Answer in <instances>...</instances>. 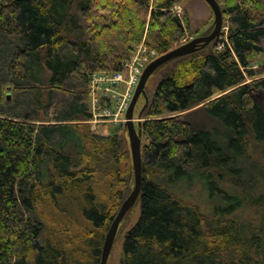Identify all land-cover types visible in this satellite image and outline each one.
I'll use <instances>...</instances> for the list:
<instances>
[{"label":"trees","instance_id":"obj_1","mask_svg":"<svg viewBox=\"0 0 264 264\" xmlns=\"http://www.w3.org/2000/svg\"><path fill=\"white\" fill-rule=\"evenodd\" d=\"M92 1L0 0V264H99L129 186L123 138L89 132L88 85L189 31L176 0ZM215 1L226 33L171 61L138 117L121 264H264V0Z\"/></svg>","mask_w":264,"mask_h":264},{"label":"rangeland","instance_id":"obj_2","mask_svg":"<svg viewBox=\"0 0 264 264\" xmlns=\"http://www.w3.org/2000/svg\"><path fill=\"white\" fill-rule=\"evenodd\" d=\"M221 10L223 9V2L219 3ZM175 7L179 10L176 14L183 18V16L187 18L189 23V31L186 33L185 37L178 41L176 45H182L191 39L199 36L206 35L212 28L213 24V15L210 8L203 0H176ZM174 11V9H173ZM179 13V14H178ZM182 14V15H181ZM227 31L226 22L222 25L221 34L224 35ZM219 35V37H220ZM218 37V38H219ZM217 38V39H218ZM157 57V53L155 50L148 47L144 42H141L138 45L132 47V51L129 53V60L136 59V65L142 66L147 65L151 60ZM127 63V62H126ZM138 63V64H137ZM171 64H166L156 70L145 85V94L146 97H139L138 104L136 103L133 118L138 119L142 110L144 109L146 103L149 101L151 96L153 95L156 86L162 77L166 74V72L170 69ZM256 67V66H255ZM128 76V72L124 71V77ZM121 85V84H120ZM107 89V90H106ZM88 94H89V104L90 110L92 111V97L95 98V101L101 100L102 106H109V112L113 113L114 105L117 99L121 94H123L122 86H111L110 84L103 82L99 83L94 87L92 85V81L88 85ZM255 100L264 107V92L262 90L254 91ZM98 113V112H96ZM95 115V114H94ZM97 115V114H96ZM125 115V114H124ZM123 117H119L116 121L105 120L102 122L98 121H89L87 125L89 126V132L97 135H113L119 134L124 140L123 150L125 151V160L122 163V175L121 179L125 180V186H129L130 193L134 181L132 166L129 165L130 161V152L129 145L127 141L126 128L123 122H119ZM135 128L138 129L135 120ZM104 124V126H103ZM105 127V128H104ZM105 129V130H104ZM146 144V141L143 139V145ZM131 183V187H130ZM189 193H192V189L186 190L183 192V195L186 196L188 200H190L188 196ZM130 213V214H129ZM129 213L125 216V218L121 221L118 231L116 233L113 246L111 248L108 260L106 264H121L122 263V243L126 232L136 223L139 216V203L137 202L135 206L129 211Z\"/></svg>","mask_w":264,"mask_h":264},{"label":"water","instance_id":"obj_3","mask_svg":"<svg viewBox=\"0 0 264 264\" xmlns=\"http://www.w3.org/2000/svg\"><path fill=\"white\" fill-rule=\"evenodd\" d=\"M203 1L210 8L213 15V24L211 30L206 35L195 37L190 41L174 48L173 50L155 58L153 61L148 63L145 66L140 76L139 82L134 90L129 106L125 112L124 125L126 128L127 141L129 145L130 161L133 171L134 184L130 193L122 201L117 211V214L115 215L105 235L99 264L107 263L119 225L121 221L125 218V216L129 213V211L135 206L140 194L141 178H142L141 131L139 129V124H137L138 129L135 128V123H134L135 120L133 118V112L139 97H144V98L146 97L145 85L147 81L149 80L151 75L160 67L170 63L171 61L188 56L205 48L211 42L215 41L221 34L222 11L219 4L215 0H203ZM138 121L140 120L138 119Z\"/></svg>","mask_w":264,"mask_h":264},{"label":"built area","instance_id":"obj_4","mask_svg":"<svg viewBox=\"0 0 264 264\" xmlns=\"http://www.w3.org/2000/svg\"><path fill=\"white\" fill-rule=\"evenodd\" d=\"M173 9V12L175 14L179 12V10L175 6ZM221 47L222 45H219V49H221ZM145 66L146 65L144 64L142 66H138L136 65V59H131L129 62L124 64L123 69L121 71L114 72L111 74H99L92 79L93 89L99 83L103 82H106L111 86L115 87L122 86L123 89V94H121L115 102L113 113L109 112V106H102V104L100 103L101 100L95 101V98L92 97V120L98 122H105V120H109L111 118V121H116L119 117L124 116ZM124 71L128 72V76L126 78L124 77ZM119 122H124V119H121Z\"/></svg>","mask_w":264,"mask_h":264},{"label":"bare ground","instance_id":"obj_5","mask_svg":"<svg viewBox=\"0 0 264 264\" xmlns=\"http://www.w3.org/2000/svg\"><path fill=\"white\" fill-rule=\"evenodd\" d=\"M93 1H95V0H93ZM93 1H92V2H93ZM97 1H98V0H97ZM92 2H91V3H92ZM80 4H81V3H80ZM83 4H84V3H83ZM81 5H82V4H81ZM88 7H89V6H88ZM90 8H91V7H90ZM76 9H77V8H76ZM91 9H92V8H91ZM89 12H90V11H89ZM87 15H88V14H87ZM181 15H182V14H181ZM183 17H184V16H183ZM77 19H78V18H77ZM184 21H185V20H184ZM183 23H184V22H183ZM131 51H132V50H131ZM155 58H156V56H155ZM155 58H154V59H155ZM128 60H129V59H128ZM127 62H128V61H127ZM106 90H107V89H106ZM137 104H138V102H137ZM90 121H91V120H90ZM92 121H93V120H92ZM83 123H84V122H83ZM83 123H82V124H83ZM88 123H89V122H88ZM103 126H104V124H103ZM104 128H105V127H104ZM104 130H105V129H104ZM142 147H143V146H142ZM129 214H130V213H129Z\"/></svg>","mask_w":264,"mask_h":264}]
</instances>
